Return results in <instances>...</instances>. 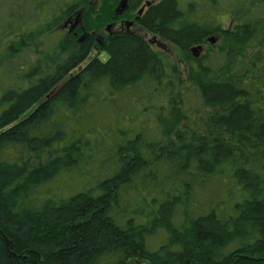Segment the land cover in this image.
Masks as SVG:
<instances>
[{"label": "trees", "instance_id": "1", "mask_svg": "<svg viewBox=\"0 0 264 264\" xmlns=\"http://www.w3.org/2000/svg\"><path fill=\"white\" fill-rule=\"evenodd\" d=\"M120 1L0 0V264H264V0Z\"/></svg>", "mask_w": 264, "mask_h": 264}, {"label": "rangeland", "instance_id": "2", "mask_svg": "<svg viewBox=\"0 0 264 264\" xmlns=\"http://www.w3.org/2000/svg\"><path fill=\"white\" fill-rule=\"evenodd\" d=\"M100 1L101 0H96V3H95V5L98 7L99 5H100ZM158 1H160V0H146L145 2H144V5L145 4H149V3H156V2H158ZM236 15H237V13H235V14H231L230 16H228L225 20H224V24H223V26H222V28L223 29H228V28H231L235 23H236V21H235V18H236ZM126 28V26L123 24V25H121V26H119V25H117V27L116 28ZM131 30L134 32V33H137V34H139V35H142V36H144L147 40H150V38L151 37H149L147 34H145L144 33V31H142L140 28H138V27H132L131 28ZM151 46H152V48L154 49V50H156V51H158V50H160V51H163L164 53H166L167 55H169V57L173 60V61H175V62H179L178 64L180 65V67L183 69L184 68V66H185V63L183 62V60H184V56L178 51V49L177 48H175L173 45H171V44H169V43H166V42H162V41H156L155 43H153V44H151ZM203 49H204V51H205V49H206V46H204L203 47ZM96 53L95 52H91V55H90V57L89 58H91V57H93L94 55H95ZM99 57L102 59V60H105L106 59V55L105 54H100L99 55ZM122 103H124V104H129L128 103V101H122ZM123 109L124 108H126V105L124 106L123 104H121L120 105ZM132 109H134L133 107H132ZM136 111V110H135ZM97 118H98V120H99V124L104 120V119H110L111 120V116H110V114H109V112L107 113H100L98 116H97ZM112 121V120H111ZM126 127H128V123H125L124 124ZM140 124H138V123H133L132 125H130L131 127H130V129L133 131V133L136 131V128L139 126ZM141 126V125H140ZM154 127L151 125V127L149 126V128H148V130H150V131H152L151 129H153ZM146 131L147 132V134H148V138H147V140L148 141H152V138H153V136H154V134L157 132V131H153V132H149V131ZM154 133V134H153ZM108 139H111L110 138V136L108 137ZM97 167H98V165H97ZM99 168V167H98ZM75 175V174H74ZM99 176V173H98V170H97V172L95 173V175H93V177L94 178H97ZM81 181H83V179H80V177L78 176L77 178H75V179H69L68 180V182H66L67 184H68V186H70V185H72V187H71V189L72 188H74V189H79L80 187H81V185L78 183V182H81ZM66 183H63V182H61V183H56V184H54V187H57V186H59V185H61L62 187H64V185L66 184ZM74 186V187H73ZM70 188H68V190H69ZM70 189V190H71ZM65 194H72L73 193V191L71 192H69V191H66V192H64ZM200 196H202V194L200 193ZM200 198V197H199ZM126 199L128 200V201H130V203H132V205H134V204H141V202H136L134 199H135V195H132V196H128V197H126ZM156 242L158 241V240H155ZM134 264V263H133Z\"/></svg>", "mask_w": 264, "mask_h": 264}, {"label": "water", "instance_id": "3", "mask_svg": "<svg viewBox=\"0 0 264 264\" xmlns=\"http://www.w3.org/2000/svg\"><path fill=\"white\" fill-rule=\"evenodd\" d=\"M127 8V1L126 0H121L120 3L117 6V13L121 14L125 9ZM139 13H141V11H139ZM78 21H75V24H77ZM126 26L127 28H129L133 23L132 22H126ZM210 44H214L215 43V39L213 37L208 39Z\"/></svg>", "mask_w": 264, "mask_h": 264}, {"label": "flooded vegetation", "instance_id": "4", "mask_svg": "<svg viewBox=\"0 0 264 264\" xmlns=\"http://www.w3.org/2000/svg\"><path fill=\"white\" fill-rule=\"evenodd\" d=\"M119 26H121V24H120ZM125 26H126V25H125ZM131 26H132V25H131ZM131 26H130L129 28H127V26H126V30L130 29V28H131Z\"/></svg>", "mask_w": 264, "mask_h": 264}]
</instances>
